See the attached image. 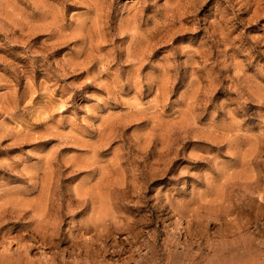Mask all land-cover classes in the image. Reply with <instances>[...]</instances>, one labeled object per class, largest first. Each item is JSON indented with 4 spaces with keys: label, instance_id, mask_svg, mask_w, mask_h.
<instances>
[{
    "label": "rangeland",
    "instance_id": "obj_1",
    "mask_svg": "<svg viewBox=\"0 0 264 264\" xmlns=\"http://www.w3.org/2000/svg\"><path fill=\"white\" fill-rule=\"evenodd\" d=\"M0 264H264V0H0Z\"/></svg>",
    "mask_w": 264,
    "mask_h": 264
},
{
    "label": "bare ground",
    "instance_id": "obj_2",
    "mask_svg": "<svg viewBox=\"0 0 264 264\" xmlns=\"http://www.w3.org/2000/svg\"><path fill=\"white\" fill-rule=\"evenodd\" d=\"M254 238V237H253ZM256 239V238H255ZM240 246V245H239ZM263 249V248H262ZM235 251V250H234ZM236 253V252H235ZM234 254V253H233ZM234 261V260H233ZM234 263H236V262H234Z\"/></svg>",
    "mask_w": 264,
    "mask_h": 264
}]
</instances>
